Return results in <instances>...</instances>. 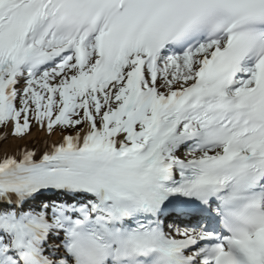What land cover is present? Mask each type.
I'll return each instance as SVG.
<instances>
[{
	"label": "snow or ice",
	"instance_id": "6c2138e0",
	"mask_svg": "<svg viewBox=\"0 0 264 264\" xmlns=\"http://www.w3.org/2000/svg\"><path fill=\"white\" fill-rule=\"evenodd\" d=\"M0 264H264V0H0Z\"/></svg>",
	"mask_w": 264,
	"mask_h": 264
}]
</instances>
